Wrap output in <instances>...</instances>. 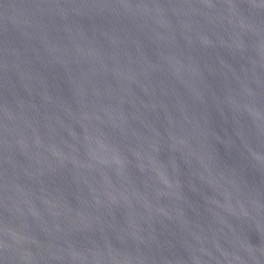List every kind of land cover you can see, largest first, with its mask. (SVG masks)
Instances as JSON below:
<instances>
[{"label": "water", "instance_id": "water-1", "mask_svg": "<svg viewBox=\"0 0 264 264\" xmlns=\"http://www.w3.org/2000/svg\"><path fill=\"white\" fill-rule=\"evenodd\" d=\"M0 264H264V0H0Z\"/></svg>", "mask_w": 264, "mask_h": 264}]
</instances>
